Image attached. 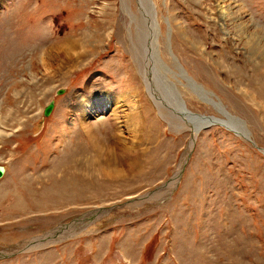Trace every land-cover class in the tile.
I'll use <instances>...</instances> for the list:
<instances>
[{"label":"rangeland","instance_id":"1","mask_svg":"<svg viewBox=\"0 0 264 264\" xmlns=\"http://www.w3.org/2000/svg\"><path fill=\"white\" fill-rule=\"evenodd\" d=\"M149 3L0 0V264H264V0Z\"/></svg>","mask_w":264,"mask_h":264},{"label":"bare ground","instance_id":"2","mask_svg":"<svg viewBox=\"0 0 264 264\" xmlns=\"http://www.w3.org/2000/svg\"><path fill=\"white\" fill-rule=\"evenodd\" d=\"M139 1V12H140V14H142V23L144 22V25H145V35H146V37H147V44H153V46H156V49H157V43H158V37H157V30L155 29V27L153 26V24H154V21H153V11H152V8H151V5H150V3H149V0H138ZM127 2V1H126ZM124 6V5H123ZM128 8H129V5H128V3H126V7H125V9H126V11H128L129 12V10H128ZM130 13V12H129ZM135 21V20H134ZM140 20H138V22H139ZM245 26H247V25H245ZM244 26V27H245ZM252 27V26H251ZM251 27H247V31H246V29H245V31H244V33H246V36L248 37V40H247V42H248V48L250 49V54L251 55H253L252 57H254V58H256V57H259V61L257 62V63H255V66L257 67V68H262V69H264V32H263V30L261 29V28H258V30L256 31H252L251 30ZM256 27H258L257 25H256ZM256 27H255V29H256ZM144 28V27H143ZM185 30V29H184ZM183 30V31H184ZM243 31V30H242ZM184 33V32H183ZM186 37V38H185ZM184 38H185V40H188V35H187V33L184 35ZM191 43H193V45H195L194 44V42H193V40H191ZM150 44V45H151ZM152 46V47H153ZM196 47V46H195ZM172 53V52H171ZM156 55L158 56V51H157V53H156ZM161 62V61H160ZM163 65V64H162ZM151 66V65H150ZM158 70V69H157ZM147 71V70H146ZM163 73L164 74H162V73H160V76H161V78H162V81L165 83V84H167V86H168V89L166 90L167 91V95L169 96V97H172V98H174V103H175V105L178 107V108H180L181 107V105H182V103L184 102L183 101V99L181 98L182 96L180 95V93H179V91H177V89H175V87H174V85L172 84H170V79L167 77L168 75L167 74H165L166 73V71H165V67H164V70H163ZM146 74V73H145ZM182 76L183 77H185V79H188L189 80V82H188V84H189V86H191V88H193V89H195L199 94H202L204 97L206 96V94H208L202 87H200L199 85H196L195 84V82H193L191 79H189V77H188V75H187V73H182ZM146 77L148 78V80H149V75H147L146 74ZM147 89H148V87H147ZM148 91H149V89H148ZM185 103V102H184ZM221 107V109H222V111L221 112H223L227 117V121H224V122H221V123H218V122H213L212 120H207V119H203V118H201V117H194L191 113L188 115V116H185L184 117V119H187V118H192L193 120H195L196 122H193V121H190L189 122V124H186L187 126H190V127H192V130L194 131V136L192 137V140H191V146L193 145V143H194V137L196 136L195 135V132H198V131H200L201 129H203V127L204 128H207V127H209V126H211V125H213V124H221V125H228V127H230V128H232L234 131H236L237 133H240V134H245L246 132H245V130H244V126H243V124H241V122L239 121V119H237V118H233V117H231L230 115H228L227 114V112L225 111V110H223L225 107H223V106H220ZM219 107V108H220ZM181 109V108H180ZM178 110V114L181 116V110ZM221 109H219V110H221ZM167 113V112H166ZM165 114V113H164ZM195 114H197V113H195ZM166 115V114H165ZM199 115V114H198ZM178 116V115H177ZM168 116H166V118H167ZM212 118H216V117H212ZM216 120V119H215ZM221 120V119H220ZM221 121H223V120H221ZM185 125V126H186ZM234 125V126H233ZM186 126V127H187ZM178 176H179V171H177L176 173H175V175H174V177L172 178V180L170 181H168L167 183H170V182H172L173 184L176 182V180H178ZM166 185V184H165ZM165 185H164V187H165ZM102 208H99V211L101 210ZM96 211H98L97 209H96ZM98 211V212H99ZM94 211H90L89 213L92 215V213H93ZM97 212V213H98ZM97 213H94V216L97 214ZM88 214V212L87 213H85V214H83L82 216H86ZM82 216H80V218L82 217ZM90 217V216H89ZM79 218V219H80ZM74 220H77V219H74ZM81 222V221H80ZM82 223V222H81ZM77 226V225H76ZM77 229V228H76ZM63 232V233H62ZM61 233L59 232V234H58V238H61L65 233H64V231H62ZM54 235V234H53ZM56 235V234H55ZM52 238V240L51 241H53L55 238H54V236H52L51 237ZM54 238V239H53ZM46 241H50V238H47V239H45V240H40L39 242H40V244L41 245H43ZM50 241V242H51ZM37 242L35 243V247H37Z\"/></svg>","mask_w":264,"mask_h":264},{"label":"water","instance_id":"3","mask_svg":"<svg viewBox=\"0 0 264 264\" xmlns=\"http://www.w3.org/2000/svg\"><path fill=\"white\" fill-rule=\"evenodd\" d=\"M152 2V1H151ZM58 93H62V89L61 90H59L58 91ZM54 105H55V102L52 100L46 107H45V109H44V115L45 116H48V115H50V113L52 112V110H53V108H54ZM181 109V115L183 116V117H185V116H188L189 114H190V112L187 110L188 108L186 107V105H185V103L183 102L182 103V105H181V107H180ZM196 116L197 117H203V118H212L213 116H211V115H201V114H199L198 115V113L196 114ZM260 149H262V148H260ZM263 151H264V149H262ZM3 172H4V168L3 167H1L0 168V177L2 176V174H3ZM181 173V172H180ZM160 189V187H157L156 189H154L153 191H151V192H149L148 194H147V196H149V195H152V194H154V193H156L158 190ZM3 257V256H2Z\"/></svg>","mask_w":264,"mask_h":264}]
</instances>
